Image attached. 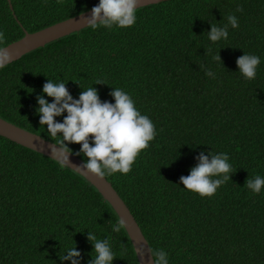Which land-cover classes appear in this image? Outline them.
<instances>
[{
	"label": "trees",
	"instance_id": "obj_1",
	"mask_svg": "<svg viewBox=\"0 0 264 264\" xmlns=\"http://www.w3.org/2000/svg\"><path fill=\"white\" fill-rule=\"evenodd\" d=\"M98 3L0 0V47ZM230 14L239 27L211 42V24H227ZM136 17L123 29L85 27L0 68V116L59 143L36 112L48 79L67 83L76 99L94 87L115 103L113 88L126 91L157 134L128 174L105 177L151 249L165 250L169 264H264V187L253 194L245 186L264 177V0H163L137 7ZM218 52L222 62L213 59ZM244 53L260 58L252 80L236 64ZM201 151L227 153L236 170L210 198L180 182ZM118 220L83 175L0 135V264H71L59 257L75 246L88 264V231L109 239L112 264H139L127 231L112 230Z\"/></svg>",
	"mask_w": 264,
	"mask_h": 264
},
{
	"label": "clouds",
	"instance_id": "obj_2",
	"mask_svg": "<svg viewBox=\"0 0 264 264\" xmlns=\"http://www.w3.org/2000/svg\"><path fill=\"white\" fill-rule=\"evenodd\" d=\"M138 4L139 0H99L91 9V15L86 17V25L93 30L98 27L109 30L114 26L122 29L131 27L136 22ZM236 11L241 12L243 9L238 6ZM229 25L233 29L239 27L238 18L234 14L228 15L227 24L223 26L211 24L210 31L207 32L208 39L213 43L226 40ZM4 40L5 34L0 31V43ZM213 59L222 62L219 52ZM10 62V53L5 47H0V68ZM236 64L239 73L246 80H252L256 77L260 58L244 53L236 60ZM205 74L215 78L211 70H207ZM102 83L97 80L95 84ZM66 84L48 79L43 85V94L36 97L40 125L47 126L50 137L56 138L58 134L61 137L58 145L52 147L51 157L64 167L69 164V155L72 153L68 145L79 144L81 147L75 155H83L85 162L77 166L78 171L83 170L100 178L114 173L128 174L137 156L149 147V142L157 134L153 122L137 110L130 95L120 88H113L109 93L115 101L111 103L101 101L94 87L83 90L78 99L73 98ZM44 94L52 98L51 103L45 99ZM65 113L67 114L64 115ZM61 116L62 122L55 119ZM196 160L198 163L191 168L188 176L180 177V182L185 189L198 193L201 198L212 197L236 171L228 162L227 153L213 154L211 151L206 155L201 151ZM245 186L253 194H259L264 187V177L257 175L248 178ZM125 228V221L119 219L112 230L120 232ZM87 239L93 246L90 253L92 259L88 264H112L116 256L109 239H98L90 231ZM150 254L153 264H169L165 250H151ZM59 258L61 261H70L71 264H81V253L76 246L67 249L66 254Z\"/></svg>",
	"mask_w": 264,
	"mask_h": 264
},
{
	"label": "water",
	"instance_id": "obj_3",
	"mask_svg": "<svg viewBox=\"0 0 264 264\" xmlns=\"http://www.w3.org/2000/svg\"><path fill=\"white\" fill-rule=\"evenodd\" d=\"M160 1L163 0H139L138 7L158 3ZM10 5L12 8L11 2ZM91 9L34 32L25 30L24 36L4 46L10 53L12 62L49 42L88 27L86 25V17L91 15ZM0 135L50 158H52V147L58 145V143L10 122L1 116ZM84 162L85 160L72 152L69 155V164L66 166L83 175L88 181H90L99 190L104 199L111 204L119 219H123L125 221V230L132 242L139 264H153L150 254V251L152 250L150 243L124 199L105 176L100 178L83 170L78 171L77 166L83 164Z\"/></svg>",
	"mask_w": 264,
	"mask_h": 264
}]
</instances>
